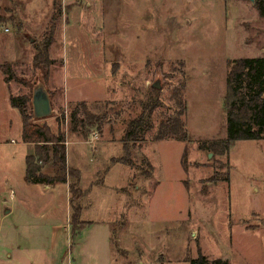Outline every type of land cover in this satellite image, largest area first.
<instances>
[{
    "label": "rangeland",
    "instance_id": "obj_1",
    "mask_svg": "<svg viewBox=\"0 0 264 264\" xmlns=\"http://www.w3.org/2000/svg\"><path fill=\"white\" fill-rule=\"evenodd\" d=\"M259 56L264 16L250 0H0V214L12 209L0 241L15 249L0 264H189L199 253L264 264V139L200 147L227 135L231 61ZM38 84L51 99L42 118ZM10 95L55 133L64 120L86 223L75 237L63 183L51 195L25 182L30 146ZM140 114L142 131L125 139Z\"/></svg>",
    "mask_w": 264,
    "mask_h": 264
},
{
    "label": "trees",
    "instance_id": "obj_2",
    "mask_svg": "<svg viewBox=\"0 0 264 264\" xmlns=\"http://www.w3.org/2000/svg\"><path fill=\"white\" fill-rule=\"evenodd\" d=\"M254 4L258 14L264 16V0H254ZM231 62L232 65L226 75V94L223 107L226 112L227 135L225 138L212 141L207 145L205 143L200 145V147L212 151L220 148L223 153H227L231 143L235 140L264 139V56L244 57ZM2 71L3 74H7L11 68H2ZM13 76L10 73L5 80L9 81ZM9 99L11 106L16 108L21 115V142L34 146V151L25 156L26 180L41 185L68 184L70 207L72 208L71 203L77 201L69 219L70 233L75 237L86 223L79 221L83 209L78 203V200L83 196L79 186V171L77 168L67 167L66 164L64 143L66 136L64 130L61 129L64 120L58 119V131L55 133L46 124L40 125L31 121L32 114L28 111L30 100L25 95H10ZM142 119L143 114H140L136 119L129 121V128L124 135L125 139H136L139 132L142 131L139 127ZM80 120L77 108L73 109L68 121V129L71 134L78 132L76 124ZM88 133V130L83 131V136L86 137ZM186 136V132H183L175 140L184 141ZM50 161L61 171V174L53 176L42 171L44 163ZM188 262L189 264L209 263L207 256L203 253L190 258ZM210 262L211 264H226V261L221 259Z\"/></svg>",
    "mask_w": 264,
    "mask_h": 264
},
{
    "label": "crops",
    "instance_id": "obj_3",
    "mask_svg": "<svg viewBox=\"0 0 264 264\" xmlns=\"http://www.w3.org/2000/svg\"><path fill=\"white\" fill-rule=\"evenodd\" d=\"M252 3V2H251ZM19 138H20V141H21V133H20V135H19ZM71 141H67V148H68V143H70ZM77 142V141H76ZM23 143V142H22ZM24 145H28V146H30V148H29V153H32L33 151H34V146L32 145V144H29V143H23ZM66 148V160H67V167H71V168H74V167H72V166H70V164H72L71 163V160H69V158H68V149ZM42 171L43 172H45L46 174H48V175H53V176H55V175H59V174H61V171H59L57 168H56V166L53 164V165H51V166H49L48 164H46V165H44L43 166V168H42ZM24 177H25V172H24ZM25 182L28 184V183H30V182H28L27 180H26V177H25ZM30 184H33V183H30ZM60 184V183H59ZM59 184H55V185H46V184H44V185H42L43 187H45L46 189H48V190H51L50 191V193L49 194H51V195H54V194H56V193H59L58 192V188H59ZM39 185H41V184H39ZM62 185H64L65 186V192L67 193V200H68V198H69V192H68V184L67 183H63ZM60 191V190H59ZM11 192V191H10ZM15 194H13V196H14ZM12 196V197H13ZM14 199V198H13ZM2 209H3V211H2V213L0 214V233H1V224H2V222H3V219H2V217L3 216H5V215H7V214H9V213H11L12 212V209L10 208V206L9 205H3L2 206ZM7 231H10L11 232V230L9 229V230H7ZM14 243L13 242H10V241H7V242H1L0 241V256H1V258H2V262L3 261H10L11 260V258H12V254H13V252H14ZM7 263V262H6Z\"/></svg>",
    "mask_w": 264,
    "mask_h": 264
},
{
    "label": "water",
    "instance_id": "obj_4",
    "mask_svg": "<svg viewBox=\"0 0 264 264\" xmlns=\"http://www.w3.org/2000/svg\"><path fill=\"white\" fill-rule=\"evenodd\" d=\"M254 2V0H250ZM154 87L159 88V83H154ZM32 114L36 118H42L50 115L51 113V99L48 96V93L43 88L42 84H38L34 87L32 92ZM211 153H208L207 156H210Z\"/></svg>",
    "mask_w": 264,
    "mask_h": 264
},
{
    "label": "built area",
    "instance_id": "obj_5",
    "mask_svg": "<svg viewBox=\"0 0 264 264\" xmlns=\"http://www.w3.org/2000/svg\"><path fill=\"white\" fill-rule=\"evenodd\" d=\"M92 136H93V138L96 139V138H97V134H96V132H93V133H92ZM64 143H65V145H66V144H67V141H65ZM10 193H11V197H12L14 193H12V191H11Z\"/></svg>",
    "mask_w": 264,
    "mask_h": 264
}]
</instances>
